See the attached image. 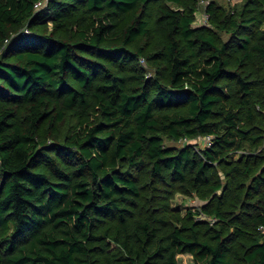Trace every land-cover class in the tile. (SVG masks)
Masks as SVG:
<instances>
[{"label": "trees", "instance_id": "1", "mask_svg": "<svg viewBox=\"0 0 264 264\" xmlns=\"http://www.w3.org/2000/svg\"><path fill=\"white\" fill-rule=\"evenodd\" d=\"M199 1L0 0V264H264V0Z\"/></svg>", "mask_w": 264, "mask_h": 264}, {"label": "rangeland", "instance_id": "2", "mask_svg": "<svg viewBox=\"0 0 264 264\" xmlns=\"http://www.w3.org/2000/svg\"><path fill=\"white\" fill-rule=\"evenodd\" d=\"M199 1L198 4V11L196 16V23L197 24H207V18H206V4ZM216 3L220 4L221 6H224L225 8H229L231 6L240 5L244 0H214ZM206 21V22H205ZM48 31H51L53 27V23L51 20L47 22ZM225 38V35H223ZM165 144L167 145H174V146H181L184 144H193L195 147L202 148L204 145H206V140L202 136H198L196 138L192 139H182L180 141H174L166 139ZM172 207L174 209L180 210L182 214H184L188 209L190 210H199V206L201 205V201H199L198 198H196L194 195H184V194H177L172 202ZM178 260L180 264H196L191 255L189 254H182L178 256Z\"/></svg>", "mask_w": 264, "mask_h": 264}, {"label": "built area", "instance_id": "3", "mask_svg": "<svg viewBox=\"0 0 264 264\" xmlns=\"http://www.w3.org/2000/svg\"><path fill=\"white\" fill-rule=\"evenodd\" d=\"M201 2L207 4L208 0H202ZM39 5H41V2H38V3L35 4L36 7L39 6ZM205 140H206L207 144H210V138L209 137H206Z\"/></svg>", "mask_w": 264, "mask_h": 264}]
</instances>
